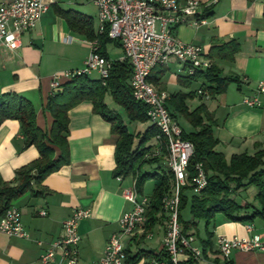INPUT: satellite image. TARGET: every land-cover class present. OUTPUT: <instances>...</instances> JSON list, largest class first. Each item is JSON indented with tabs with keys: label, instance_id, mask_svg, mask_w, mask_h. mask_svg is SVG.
Returning a JSON list of instances; mask_svg holds the SVG:
<instances>
[{
	"label": "crops",
	"instance_id": "0c3cea01",
	"mask_svg": "<svg viewBox=\"0 0 264 264\" xmlns=\"http://www.w3.org/2000/svg\"><path fill=\"white\" fill-rule=\"evenodd\" d=\"M179 1L181 5L184 4V0ZM197 1L202 4L199 19L203 22L197 26H179L175 35L183 43L200 46L210 64L215 65L220 78L227 77L235 81L228 83L222 93L208 100L202 99L195 91L202 86L203 81L183 85V79L179 81V77H185L183 66L175 59H170L165 66L152 70L150 75L157 76L159 83H151L158 91L167 93L166 103L170 113L176 110L172 98L177 93L190 94L185 101L189 111L200 105L205 107L207 115L214 121L213 134L219 142L216 150L227 160L233 154L252 155L256 152L257 144L264 146V95L258 96L261 105L255 108L245 106L243 99L256 96V83L264 81V0ZM42 2L47 9L36 27L21 37V46L9 51L0 44V96L13 92L29 100L36 113V125L40 130L48 131L53 118L45 104L48 97L58 91H52L51 80L57 74L85 66L90 55L89 42L96 38L98 23L94 27V18L82 13L81 2L72 7H66V0ZM57 8L72 10L90 18L92 37L71 30L56 13ZM109 43L120 46L113 41L105 43L103 49L112 62L115 60L109 57ZM122 57L116 60L121 61ZM94 73L97 76L91 78ZM88 77L98 80L100 75L92 71ZM179 116L175 114L178 125ZM183 119L187 126L186 129L179 126L182 132H193L192 126ZM68 120L69 163L44 179L41 195L33 196L27 192L13 201V205L19 209L22 226L29 238L8 237L0 233V264H43L40 255L61 236L63 221L79 208L90 210L91 217L81 220L77 226L80 237L77 264H94L102 258L109 237L119 232V220L123 214L133 209V205L124 198V191L132 187L127 182L129 177L118 179L113 176L118 137L112 133L111 124L94 113L90 101H83L70 109ZM147 126L149 123L140 124L134 132H143ZM24 141L18 121L2 122L0 178L5 182L15 184L16 171L39 157L35 146L24 148ZM33 189L38 190L35 186ZM139 196L149 197L145 194ZM253 205L258 207L256 201ZM41 211L46 212L44 217L39 216ZM165 226L166 219L163 218L137 228L132 236L122 240L126 253L160 251ZM210 227L214 251L218 252L216 240L221 236L250 238L259 235L264 239V214L248 223L232 222L219 215ZM155 232L158 238L161 235L156 247H143L145 241L155 237ZM38 241L43 243L42 246L37 244ZM197 247L201 249V244ZM216 257L210 255L209 259L197 260L193 264H215L213 260ZM221 257L220 263H223ZM179 260L185 264L189 257L181 254ZM227 260L231 264H264V253L233 251ZM59 261L57 252L54 264H63ZM145 262L142 259L138 264Z\"/></svg>",
	"mask_w": 264,
	"mask_h": 264
},
{
	"label": "trees",
	"instance_id": "16d2710c",
	"mask_svg": "<svg viewBox=\"0 0 264 264\" xmlns=\"http://www.w3.org/2000/svg\"><path fill=\"white\" fill-rule=\"evenodd\" d=\"M69 28L79 33H86L92 37L91 19L72 10L56 9ZM111 42L106 37L99 38V53L110 61L104 51V45ZM111 67L105 85L102 79L92 80L88 76H76L61 84L60 89L48 97L45 107L52 115V123L48 131H42L36 125V113L32 103L26 98L7 92L0 96V125L6 120H16L20 123L24 138V148L35 146L39 157L29 165L16 171V183L11 184L0 178V215H2L13 201L27 192L33 196L41 195L44 179L57 172L69 163L68 149V111L83 101H90L94 113L100 115L111 124V131L118 137L115 147L114 160L115 178L131 177L139 195L143 194L146 182H153V189L146 211V223L153 224L159 219H166L162 199L173 189V175L167 166V153L163 146L155 141L160 134L157 127L149 122L146 116V106L136 101L129 86L132 69L128 61H110ZM182 84L189 86L192 82L203 81L200 88L208 90L211 98L222 93L232 78H220L215 65H211L205 72H197L193 76L179 77ZM149 82L159 83L157 76H149ZM196 93V91H195ZM109 95L112 101L120 106L130 123H147L149 126L143 132H130L121 115L105 103ZM190 94L177 93L173 96L176 110L171 113L183 116L194 129L191 133H183L182 138L193 145V154L188 164L186 184L180 191L178 220L182 235H193L192 232L200 222L204 223L206 237L201 240L202 259H209L210 255H217L213 260L220 263L219 252L214 251L213 233L209 227L217 214L223 215L232 222L248 223L253 218L264 214V146L257 144L256 152L233 154L227 160L216 150L218 140L213 134V119L207 115L206 109L200 105L189 111L185 101ZM197 95V94H196ZM167 105V104H166ZM168 108V107H167ZM169 110V109H168ZM170 112V111H169ZM155 142V143H154ZM161 150L156 153V149ZM200 164L207 179L206 187L198 194L193 192L192 178L196 175V165ZM148 166L153 172H142ZM154 166V167H152ZM35 172V173H34ZM33 186L38 190H34ZM255 188L254 195L258 207L247 201L236 200L238 191ZM192 192V193H191ZM249 210L250 215H247ZM188 213L184 219L183 213ZM126 264H137L145 259L167 260L168 256L161 249L158 252L138 250L134 254L128 251ZM224 264H231L221 257ZM197 260L189 257L185 264H193ZM182 264V263H180Z\"/></svg>",
	"mask_w": 264,
	"mask_h": 264
},
{
	"label": "built area",
	"instance_id": "2783aa9c",
	"mask_svg": "<svg viewBox=\"0 0 264 264\" xmlns=\"http://www.w3.org/2000/svg\"><path fill=\"white\" fill-rule=\"evenodd\" d=\"M92 3L97 9L98 29L96 38L89 42L90 55L82 69L53 76L52 91L59 90L63 81L76 76H88L92 71L99 73L105 85L111 63L99 53V38L106 37L121 47V61H128L132 69L129 79L132 96L146 106L149 122L159 130L160 134L155 141L166 150L167 166L174 180L172 192L162 199L167 228L161 249L168 259H152L150 264H180L181 254L202 260L201 249L194 245L195 237L182 235L178 220L180 191L186 184L193 145L182 138V130L167 108V93L158 91L148 80L153 69L165 66L170 59L180 63L187 76L210 68L211 64L200 46L183 43L175 35L179 26H197L203 22L199 19L202 4L197 0H184L183 5L179 0H92ZM46 9L42 0H0V44L9 51L18 49L21 37L36 27ZM255 92L254 97H244L245 106L255 108L261 105L258 96L264 95V81L256 83ZM196 94L205 100L211 98L208 90L203 87L196 90ZM160 150L161 147L156 149V153ZM195 169L192 184L193 192L198 194L206 187L207 179L200 164ZM124 198L133 205V209L123 214L119 220V232L109 237L102 258L94 264H126L127 254L122 240L132 236L137 228L146 223L149 199L138 195L134 183L124 191ZM45 215L46 212H39V216ZM90 217V210L75 209L63 221L61 236L48 245L40 255V261L43 264H54L58 252L60 263L77 264L80 240L77 226L81 220ZM0 233L8 237L29 238L22 226L19 209L14 205L1 215ZM37 244L42 246L43 243L38 241ZM216 248L227 260L233 251L264 253V239L259 235L250 238L221 236L216 240Z\"/></svg>",
	"mask_w": 264,
	"mask_h": 264
},
{
	"label": "rangeland",
	"instance_id": "374dc122",
	"mask_svg": "<svg viewBox=\"0 0 264 264\" xmlns=\"http://www.w3.org/2000/svg\"><path fill=\"white\" fill-rule=\"evenodd\" d=\"M77 2H81L82 3V5L80 6V9H81L82 13H84L85 15H87L89 17L94 18L93 25H94V27H97V21H96L97 9L93 6L91 0H66V7H72ZM107 50H108L109 57L111 59H113V60L120 59L122 57L123 51H122L121 47H118V46L114 45L113 43H109L108 44ZM168 75H169V73H168ZM95 76H97L96 73L92 74L91 78H93ZM105 101H106V104L109 106V108L116 110L121 115L124 123L127 125L128 130L130 132H134L136 130V126L141 124V123H136V122L135 123H130L127 120V118H126L124 110L120 106L115 104L112 101V98L109 95H106ZM178 121H179V126L186 129L187 125L185 124V121H184L182 116L181 117L179 116ZM147 123H149V122H147ZM228 159H229V156H228ZM141 171L142 172H153L151 170V168L148 167V166H144ZM127 182L132 186V178L131 177H129L127 179ZM152 189H153V182L152 181H148V182L145 183V185L143 187V193L145 195H149L150 196L151 192H152ZM255 192H256V190L253 187H250L246 191H238L235 194L236 195V200H238V201L244 200V201H247L249 203H253V202L255 203V201H254ZM219 215H221V214H217L215 217H217ZM221 216H223V215H221ZM183 217H184V219H188L189 215H188L187 211L183 213ZM165 228H167V220H166ZM209 229H211V227H209ZM165 232H166V230H165ZM193 232L195 233V245L198 246L200 244L201 240L206 237L204 223L200 222L198 224V226L193 230ZM160 237H161V235L158 238L157 233L155 232V237L145 241L142 244V246L143 247H154L155 248L156 244H158V242L160 240ZM220 264H223L222 261H221Z\"/></svg>",
	"mask_w": 264,
	"mask_h": 264
},
{
	"label": "water",
	"instance_id": "95a60500",
	"mask_svg": "<svg viewBox=\"0 0 264 264\" xmlns=\"http://www.w3.org/2000/svg\"><path fill=\"white\" fill-rule=\"evenodd\" d=\"M35 173V172H34Z\"/></svg>",
	"mask_w": 264,
	"mask_h": 264
}]
</instances>
